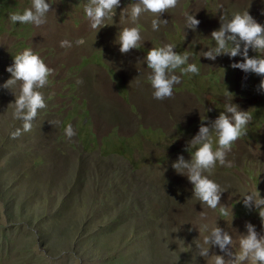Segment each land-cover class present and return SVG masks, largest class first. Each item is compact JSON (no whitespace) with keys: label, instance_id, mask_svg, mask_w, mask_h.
Wrapping results in <instances>:
<instances>
[{"label":"rangeland","instance_id":"1","mask_svg":"<svg viewBox=\"0 0 264 264\" xmlns=\"http://www.w3.org/2000/svg\"><path fill=\"white\" fill-rule=\"evenodd\" d=\"M87 2L49 0L53 9L37 27L9 19L31 0H0V264H212V256L201 257L196 248L208 235L201 223L227 231L238 252L246 222L262 231L258 213L241 200L256 189L264 197L262 78L233 69L240 56L211 61L202 55L215 46L211 32L221 15L248 10L264 25V0H178L159 17L168 21L159 31L151 27L158 17L145 12L135 25L141 43L127 54L117 43L131 22L120 12L135 0H121L116 16L95 30L83 10ZM186 13L200 21L195 31L186 29ZM62 40L72 46L61 47ZM163 44L187 52L200 71L174 70L181 82L171 98L157 100L145 57ZM25 48L53 70L39 89L46 107L28 132L13 118L14 96L2 87L11 76L7 67ZM255 55L264 53L249 49ZM230 102L251 120L227 154L231 167L217 162L205 173L224 191L223 215L220 206L213 210L196 199L172 164L179 155L191 159L195 149L188 142L201 120H214ZM17 128L21 134L13 138ZM210 252L222 254L216 247Z\"/></svg>","mask_w":264,"mask_h":264},{"label":"clouds","instance_id":"2","mask_svg":"<svg viewBox=\"0 0 264 264\" xmlns=\"http://www.w3.org/2000/svg\"><path fill=\"white\" fill-rule=\"evenodd\" d=\"M178 0H135L134 3L124 7L120 15L130 19V26L123 27L119 31L118 45L121 54H127L133 49H138L142 37L138 26H135L141 15L150 12L158 18L152 19L153 31H159L161 24H167L166 19H160L165 12L177 6ZM121 0H88L84 5V13L91 22L92 29L104 27L106 19L116 16L117 8H120ZM49 0H31V6L9 14L12 23L32 24L37 27L46 23V15L52 11ZM200 21L193 14H185L186 29L195 31ZM211 39L215 46L203 51V57L215 61L218 56L228 55L230 58L242 57V62L232 63L233 69H240L244 73H254L260 76L259 89L264 90V55L249 56V49L264 53V25L258 23L248 12L237 11L231 17L220 16V27L211 32ZM85 41L81 38L78 43ZM61 47H71L68 40L60 42ZM174 45L163 44L159 47H151L145 57L147 67L151 70L148 79L154 89L153 97L157 100L171 98L173 88L181 82V76L174 70L181 69L183 74H198L200 69L195 63H188L189 55L177 53ZM186 67H182L186 65ZM6 71L10 78L2 85L14 96L10 103L13 107V118L22 121V129L28 132L32 129V121L37 116L39 109L46 107L43 93L39 90L49 82L52 69L31 48H25L13 57V63ZM131 83V82H130ZM18 91L13 93L12 88ZM211 111V109H208ZM201 120L197 134L188 142L195 149L190 160H185L179 155L172 167L178 174L185 175L192 184L193 196L210 209H217L228 215L226 207L221 206V194L224 192L221 186L209 178L217 162L222 166L231 167V161L227 160V154L232 145L241 136L246 135V127L251 120L249 111L241 110L239 105L233 102L225 103L224 111L212 121ZM21 134L17 128L11 133L13 138ZM65 134L71 138L75 135L73 127L69 124L65 128ZM215 136V139H214ZM217 145L214 149L213 145ZM188 151V148L186 149ZM208 173L209 175H205ZM243 206L249 211L255 210L260 218L262 231H257L251 222L245 223V233H240L239 251L233 252L232 236L218 226L209 229L207 223H201L200 227L208 231L203 244L196 245L198 255L201 257L212 256V264H244L251 261L252 264H264V197L256 189L245 193L241 199ZM200 221L207 219V213L199 212ZM207 246V247H206ZM216 247L220 253L210 250Z\"/></svg>","mask_w":264,"mask_h":264}]
</instances>
